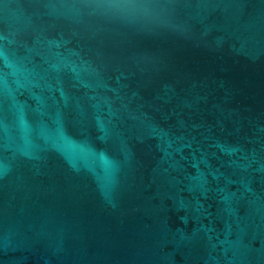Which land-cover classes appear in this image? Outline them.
I'll use <instances>...</instances> for the list:
<instances>
[{"label": "water", "instance_id": "obj_1", "mask_svg": "<svg viewBox=\"0 0 264 264\" xmlns=\"http://www.w3.org/2000/svg\"><path fill=\"white\" fill-rule=\"evenodd\" d=\"M0 264H264V0H0Z\"/></svg>", "mask_w": 264, "mask_h": 264}]
</instances>
